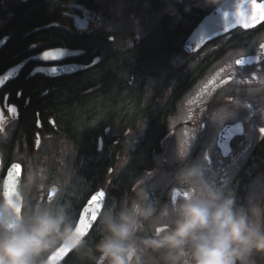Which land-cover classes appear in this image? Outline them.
I'll return each mask as SVG.
<instances>
[{
    "label": "flooded vegetation",
    "instance_id": "af4514ba",
    "mask_svg": "<svg viewBox=\"0 0 264 264\" xmlns=\"http://www.w3.org/2000/svg\"><path fill=\"white\" fill-rule=\"evenodd\" d=\"M0 1V12H5L38 0ZM127 1L132 4L130 28L121 29ZM223 1L72 0L61 2L55 17L26 29L21 36L31 40L0 69V78L8 75L0 82V128L8 134L0 141V182L12 164L21 165L23 178L30 164L42 162L49 183L62 185L77 218L100 191L106 193L101 211L125 195L133 197L135 180L145 174L153 186L152 200L169 202L168 180L181 166L178 139L197 131L185 163L203 158L206 178L231 188L239 204L264 194V98L247 96L248 89L264 85V22L235 28L196 50L185 48L197 25ZM10 37L0 36V50ZM126 42L132 46L123 48ZM56 50L63 55L46 58L45 53ZM238 59L243 63L236 65ZM73 64L82 68L63 76L42 71ZM86 75L93 78L80 95L77 131L56 114L33 109L38 92L45 90L40 98L55 96L57 80ZM234 100L250 101L222 125L209 119L213 109ZM144 118L146 128L136 129ZM132 141L129 162L120 169ZM49 195L33 192L28 198ZM97 223L87 239L91 234L99 240Z\"/></svg>",
    "mask_w": 264,
    "mask_h": 264
},
{
    "label": "clouds",
    "instance_id": "9594fccd",
    "mask_svg": "<svg viewBox=\"0 0 264 264\" xmlns=\"http://www.w3.org/2000/svg\"><path fill=\"white\" fill-rule=\"evenodd\" d=\"M131 46L123 44L125 49ZM257 94L264 98V85L247 91L251 99ZM150 96L148 90L145 104ZM248 102L221 104L208 117L222 125ZM146 126L144 118L136 129ZM196 132L187 140L178 139L181 166L168 180L169 202L152 200L153 186L145 174L135 180L133 197L125 195L122 202L102 211L96 204L77 218L71 201L63 198L62 185L49 183V170L42 162L30 164L15 183L8 178L0 182V264H62L61 257L69 251L93 264H264V194L239 204L231 188L206 178L203 158L185 163ZM7 136L0 129V141ZM133 146L134 141L127 145L120 169L129 162ZM33 192L51 195L31 200ZM89 211L98 221L99 240L92 244L80 223Z\"/></svg>",
    "mask_w": 264,
    "mask_h": 264
},
{
    "label": "trees",
    "instance_id": "16d2710c",
    "mask_svg": "<svg viewBox=\"0 0 264 264\" xmlns=\"http://www.w3.org/2000/svg\"><path fill=\"white\" fill-rule=\"evenodd\" d=\"M72 0H38L28 6L17 8L15 10L0 12V36L3 34L11 35L7 45L0 50V69L7 65L8 59L12 54H16L17 51L31 40V37L23 38L21 34L28 28L45 22L57 14L58 5L66 3ZM93 76L87 77L80 76L76 78H63L57 80L58 91L55 96L52 94L42 95L45 90L36 94V98H33L34 108L39 110L41 114L45 110L56 114V117L64 123V126L69 128V124L74 126L76 131L79 129L80 121L77 109L80 111L82 107L81 92L85 86H87L88 79H92ZM19 81L13 83L14 86H18ZM39 91V90H38ZM45 106L46 108L40 107ZM79 113V112H78ZM66 198V196H65ZM64 198V199H65ZM69 200L68 198H66ZM89 243L92 244L97 237L94 235L89 236ZM89 258L82 256L77 252L68 256L62 264H88Z\"/></svg>",
    "mask_w": 264,
    "mask_h": 264
},
{
    "label": "water",
    "instance_id": "95a60500",
    "mask_svg": "<svg viewBox=\"0 0 264 264\" xmlns=\"http://www.w3.org/2000/svg\"><path fill=\"white\" fill-rule=\"evenodd\" d=\"M256 4L264 5V0H261V1L254 0V3H251V4H245V0H226L224 1L223 3L218 5L213 10V12H211L208 16H206L202 20V22L194 30L192 36L188 39L186 43V48L187 49L198 48L202 46L204 43H206L207 41H210L214 39L215 37L223 35L225 33V29L229 28L231 25L235 23L238 13L247 12L249 14V18L251 17V15L256 14V8H255ZM241 6H244V7L241 8ZM262 21L264 20H258L254 22V24H252L250 27L245 28V29L254 27ZM53 68L56 69L55 72L52 71ZM77 69L78 67L76 65H62V66H55V67H44L42 71L47 76H61L69 72H73ZM4 79L5 77L2 78V80ZM10 169L11 167L9 168V170ZM21 173H22V168L20 167V169L17 172L18 179H21ZM7 178L8 177L6 174L5 179ZM98 200L100 202V206H101L100 209H101L103 206L104 197L98 198ZM95 206H96V202H93L91 206L92 209H94ZM93 223L91 224V227ZM90 229H85V232L89 233ZM68 254L69 252L65 253L61 257V261H63L67 257Z\"/></svg>",
    "mask_w": 264,
    "mask_h": 264
},
{
    "label": "snow or ice",
    "instance_id": "6c2138e0",
    "mask_svg": "<svg viewBox=\"0 0 264 264\" xmlns=\"http://www.w3.org/2000/svg\"><path fill=\"white\" fill-rule=\"evenodd\" d=\"M251 3H254V0H245V4H251ZM243 7L244 6H241V8H243ZM255 8H256V14L251 15L250 18H249V14L247 12L238 13L235 23L233 25H231L229 28H226L225 33H227L230 29L237 28L238 26L248 28L252 24H254V22H256L258 20H264V5L256 4ZM261 47H264V45H262ZM62 55H63V50H56L55 52L45 53L46 58H52V59H56ZM241 63H243V59L236 60V65H240ZM52 71L55 72L56 69L53 68ZM12 111L15 112L16 111L15 108H13ZM0 129H3V128H0ZM261 132L264 133V129H261ZM20 167H21L20 164H17V163L12 164L11 169L7 173L8 179L10 181H12L13 183H15L17 180H19L17 178V172L20 169ZM105 195H106V193L104 191H100L96 195L92 196L91 200L88 201V206L83 208L82 212L87 210V209H92L91 206H92L93 202H96V204L100 205L98 198H103V197H105ZM96 220H97L96 214L92 211H89L88 218L86 220L81 219L80 223H81V226L83 227V229L85 231V229H90L91 224L93 222H95Z\"/></svg>",
    "mask_w": 264,
    "mask_h": 264
},
{
    "label": "rangeland",
    "instance_id": "374dc122",
    "mask_svg": "<svg viewBox=\"0 0 264 264\" xmlns=\"http://www.w3.org/2000/svg\"><path fill=\"white\" fill-rule=\"evenodd\" d=\"M0 8H1V1H0ZM132 8V4L130 2H124L122 4L121 8V18L118 23V26L121 27V29H129L130 28V17H129V12L130 9Z\"/></svg>",
    "mask_w": 264,
    "mask_h": 264
}]
</instances>
